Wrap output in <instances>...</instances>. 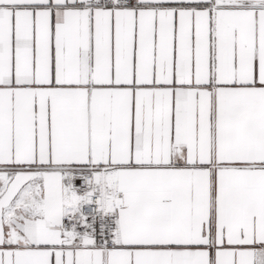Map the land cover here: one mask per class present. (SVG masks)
Returning a JSON list of instances; mask_svg holds the SVG:
<instances>
[{
  "label": "snow or ice",
  "instance_id": "6c2138e0",
  "mask_svg": "<svg viewBox=\"0 0 264 264\" xmlns=\"http://www.w3.org/2000/svg\"><path fill=\"white\" fill-rule=\"evenodd\" d=\"M0 264H264V0H0Z\"/></svg>",
  "mask_w": 264,
  "mask_h": 264
}]
</instances>
